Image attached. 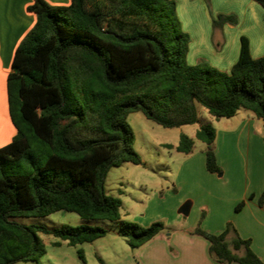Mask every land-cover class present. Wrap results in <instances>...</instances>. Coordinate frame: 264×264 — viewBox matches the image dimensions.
<instances>
[{"label": "trees", "instance_id": "trees-1", "mask_svg": "<svg viewBox=\"0 0 264 264\" xmlns=\"http://www.w3.org/2000/svg\"><path fill=\"white\" fill-rule=\"evenodd\" d=\"M253 1L264 8V0ZM27 10L36 21L6 79L15 134L0 147V264L38 261L46 254L39 233L52 234L55 246L91 243L107 233L87 224L49 230L21 224L20 217L74 212L86 221L118 222L131 250L164 230L159 221L143 227L122 220L120 199L104 188L111 167L141 164L128 123L133 112L179 128L199 123L198 104L216 119L246 110L262 121L264 141V56L251 57L246 37L224 72L205 61L188 64L190 36L175 0H71L67 6L33 0ZM211 22L216 29L237 18L217 14ZM215 137L213 126L199 125L206 169L221 174ZM193 147L194 140L182 135L175 149L189 154ZM263 198L264 189L260 206ZM191 233L208 240L209 255L220 264H264L231 221L218 234L199 226Z\"/></svg>", "mask_w": 264, "mask_h": 264}, {"label": "crops", "instance_id": "crops-1", "mask_svg": "<svg viewBox=\"0 0 264 264\" xmlns=\"http://www.w3.org/2000/svg\"><path fill=\"white\" fill-rule=\"evenodd\" d=\"M45 1L51 6H67L71 0ZM175 1L182 29L190 36L188 64L205 61L229 72L238 59L242 36L248 40L252 58L264 56V8L255 1L209 0L211 15L235 13L238 17L236 25L224 24L218 29H212L203 0ZM32 2L0 0V102L5 105V81L14 52L36 21L35 14L27 10ZM215 122V155L223 173H210L205 166L203 184L209 202L205 205L208 213L202 228L218 234L231 221L242 238L251 240L252 250L264 262V198L262 206L258 203L264 189L262 121L246 110H239L234 116ZM11 129L9 138L0 147L12 139L14 130ZM241 201H245L244 206L235 212V206ZM186 203L189 213V201L179 206V213ZM159 236L139 250L141 264H220L209 255V242L202 236L184 231L171 234L167 242L156 243Z\"/></svg>", "mask_w": 264, "mask_h": 264}, {"label": "rangeland", "instance_id": "rangeland-1", "mask_svg": "<svg viewBox=\"0 0 264 264\" xmlns=\"http://www.w3.org/2000/svg\"><path fill=\"white\" fill-rule=\"evenodd\" d=\"M204 4L211 17V7L205 1ZM228 14L236 16L235 13ZM236 18L238 23V17ZM211 27L213 29L212 22ZM5 95L6 105L0 102V117L3 116L0 121V144L9 138L11 127L15 134L8 113L6 81ZM197 108L199 123L179 128H164L147 119L141 112L131 113L128 123L135 136L133 149L139 154L141 164L124 163L111 167L106 175L105 191L120 199L122 220L143 227L157 221L164 225L156 243L167 242V238L174 233H191L197 226L203 229L202 222L208 213L205 205L209 198L203 184L205 144L196 138V132L200 124L214 127L216 118L203 106L198 104ZM182 135L194 140L193 150L189 154L177 152L175 149ZM188 201L191 208L188 215L184 216L178 212V208ZM202 212L204 217L200 221ZM15 220L24 225H43L49 230L63 225L87 224L103 227L107 231L104 237L94 242L75 246H70L65 241H60L61 244L55 246L53 243L58 239L52 234L39 233L46 254L38 261L15 264H141L138 252L150 241L131 250L120 235L118 222L86 221L74 212H55L45 217H20ZM79 251L82 252L83 259L79 257Z\"/></svg>", "mask_w": 264, "mask_h": 264}, {"label": "water", "instance_id": "water-1", "mask_svg": "<svg viewBox=\"0 0 264 264\" xmlns=\"http://www.w3.org/2000/svg\"><path fill=\"white\" fill-rule=\"evenodd\" d=\"M188 208H189L188 203L184 204V205L180 208V213H182L184 216H186V215L188 214Z\"/></svg>", "mask_w": 264, "mask_h": 264}, {"label": "bare ground", "instance_id": "bare-ground-1", "mask_svg": "<svg viewBox=\"0 0 264 264\" xmlns=\"http://www.w3.org/2000/svg\"><path fill=\"white\" fill-rule=\"evenodd\" d=\"M3 107V106H2ZM4 110V109H3ZM3 113V112H2ZM1 114V113H0ZM4 115V114H3ZM1 117H3V116H1ZM0 117V118H1ZM0 121H2V118L0 119ZM1 124V123H0ZM6 124V123H5ZM7 126V125H6ZM3 127V126H2ZM1 129V128H0ZM9 130H10V128H9ZM5 131H7V130H5ZM3 134V133H2ZM10 134H11V131H10ZM4 136V135H3Z\"/></svg>", "mask_w": 264, "mask_h": 264}]
</instances>
